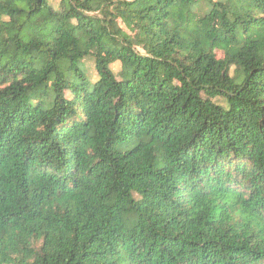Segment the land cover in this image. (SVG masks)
Instances as JSON below:
<instances>
[{"label":"trees","instance_id":"trees-1","mask_svg":"<svg viewBox=\"0 0 264 264\" xmlns=\"http://www.w3.org/2000/svg\"><path fill=\"white\" fill-rule=\"evenodd\" d=\"M0 264H264V0H0Z\"/></svg>","mask_w":264,"mask_h":264},{"label":"rangeland","instance_id":"rangeland-1","mask_svg":"<svg viewBox=\"0 0 264 264\" xmlns=\"http://www.w3.org/2000/svg\"><path fill=\"white\" fill-rule=\"evenodd\" d=\"M56 3H57V1L54 2V4H56ZM120 26L123 27L121 24H120ZM83 64L85 65V68L87 70V73H88L90 80L92 82H95L98 78H97V73L94 69V64H93L92 60L91 59H85ZM110 69L112 70V72L114 74H117L120 72L121 67H120L119 63H115V64L110 66Z\"/></svg>","mask_w":264,"mask_h":264}]
</instances>
